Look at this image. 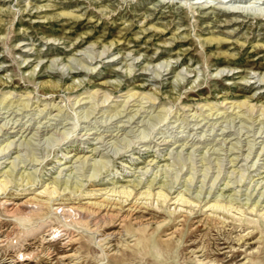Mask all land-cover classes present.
<instances>
[{
  "label": "rangeland",
  "instance_id": "374dc122",
  "mask_svg": "<svg viewBox=\"0 0 264 264\" xmlns=\"http://www.w3.org/2000/svg\"><path fill=\"white\" fill-rule=\"evenodd\" d=\"M95 1L0 0L8 9L0 13V92H9L0 103V145L10 142L7 154H0V174L13 162V175L35 170V185L55 178L88 188L91 180L111 187L139 179L141 186L155 179L153 187L162 180L174 191L171 195L198 193L200 205L214 197L248 202L244 207L258 197L264 204V114L261 117L257 108L264 106V0ZM100 1L108 7H97ZM43 4L49 5L34 7ZM60 10L81 16H57ZM222 14H232L233 20L223 21ZM149 25L159 29L140 31ZM176 33L186 36L171 40ZM122 34L124 40L103 45ZM210 34L225 41L219 47L203 44L200 38ZM218 52L234 56L228 60ZM34 65L38 72H30ZM73 74L83 77L80 87L70 86ZM50 78L59 85L40 84ZM95 95L99 100L108 96L91 109L90 103L98 100ZM243 99L254 104L250 117L242 113L244 106L232 105ZM25 100H30L27 107L19 104ZM204 102L217 105L209 110ZM160 103L167 108L161 117ZM66 151L75 155L64 158ZM84 153L90 157L87 162L74 159ZM96 159L102 164L94 168ZM139 186L137 192L145 189ZM10 191L15 193L12 186ZM58 198L54 196V205ZM49 214L50 207L45 210V216ZM245 214L264 229L262 217L248 209ZM17 222L20 229L27 225L25 218L6 216L0 207L1 238L17 230ZM54 226L63 228L57 222ZM238 228L197 225L178 247L164 251L160 246V255L126 254L121 261L105 256L86 233L80 242L68 244L62 231H38L26 240L17 235L0 244V264H62V254L79 243L83 264H264V241L253 244L251 237L239 242ZM162 229L158 236L166 233L167 227ZM117 239H111L110 252L117 249ZM199 257L203 263L196 260Z\"/></svg>",
  "mask_w": 264,
  "mask_h": 264
},
{
  "label": "bare ground",
  "instance_id": "6f19581e",
  "mask_svg": "<svg viewBox=\"0 0 264 264\" xmlns=\"http://www.w3.org/2000/svg\"><path fill=\"white\" fill-rule=\"evenodd\" d=\"M96 2L97 0L94 3ZM100 3L101 1L98 2L97 7L103 9L108 7L106 4H100ZM47 5L49 4L37 5L34 7L38 9ZM7 10L0 6V13L7 12ZM56 15L77 19L81 16V13L77 14L72 10H60ZM222 15H225L226 17L223 21L233 20V18L231 17L229 18V16H231L232 14H222ZM1 22L2 19H0V23ZM139 29L140 31H143L145 29L158 30L159 28H157L154 25H149L148 27H144V26L139 27ZM185 36H186L185 33L181 35H178V33L171 34V40L184 38ZM223 37L224 36L221 37L220 35L217 36L214 34H210L209 36L200 38V40L203 44L212 43L216 47L217 45L219 47L225 41V38ZM124 39L125 38L123 37L122 34L121 36L113 37L108 44L104 43L103 45L110 46L112 44L117 43L119 40H124ZM166 44H170V42H167ZM256 46H262V44H256ZM109 54H107L106 57H110V58L113 57V55L109 56ZM217 55H223L228 60H231V57L234 56L233 54H229L228 52H218ZM37 65H34L32 68H30V72H35V71L38 72L39 70H37ZM94 67H92V69ZM30 76H32V74ZM70 77H73V79L70 82V86L73 87L77 85L80 87L81 83L83 82V77L74 78L75 77L74 74ZM9 80L10 77L5 78L6 82H9ZM113 81H109V82H113ZM177 82L179 85L181 83L180 79H177ZM40 84L42 85L46 84L53 88L59 85V80H53L50 78V80L40 82ZM113 84L118 85L119 82ZM173 84H175V82H173ZM190 87H192V85H190ZM7 92H8L7 89H3L0 92V103L7 98L8 95ZM135 93L136 91L128 94V96H134ZM92 95L94 96V93L90 92L88 96L92 99L91 97ZM107 96H103L99 100L95 95L96 99L98 100L95 101L91 100L92 102L90 103V108L91 109L94 108V105L95 104L97 105L98 101L102 102ZM29 101L30 100H25L24 102H19V104H21L23 107L25 106L27 107ZM207 102H204V104L202 105H208L209 110L210 109L212 110L213 106L217 105V103L210 105V103ZM9 104L11 105L12 103L10 102ZM162 105H163L162 103L159 104V106H161V109L158 110V115L160 117L162 115L165 116V113L167 112V108L165 106L162 107ZM232 105L233 106L235 105V108L236 107L241 108L244 106L243 108L245 109L244 111H242V113H247V117L251 116L250 113H252L251 111L254 107V104L249 103L248 99L247 100L243 99L238 102H232ZM257 108L258 110L260 108L259 115H261L262 117V115L264 114V106L261 105L258 106ZM116 111L118 112V109ZM28 138L30 137H27V139ZM18 145L19 144H17V147ZM9 146H10L9 141L6 142L4 145H0V154L3 155L7 154V152L9 151L8 150ZM90 151H92V149ZM68 152L69 151H66L65 154ZM74 155L75 154L73 155L66 154V156L64 155L63 156L64 158H68ZM31 158L33 159V157H30V159ZM88 158H90L89 155L84 153L82 155L77 154L74 159L76 161L87 162ZM232 158L233 157L230 158V161L232 160ZM66 162H63V164H65ZM98 164H102V160L99 161V159H96L92 162L91 165L94 168H96L99 167ZM4 167L5 168L2 169L3 173L0 174V207H2L3 212L6 216L14 217L17 220L20 217L25 218L27 225H24V227L20 229L19 228L20 223L17 222L18 223V224L16 223L17 230L13 229L11 231L6 232L3 238L0 237V244H6L8 242H11L14 238H16L17 235L22 236V240H26L28 236L34 235L38 231H44L43 235H48L51 233L52 234L55 233V235H59V232L62 231L63 234H67L68 238L66 239L67 240L66 242H68L69 244L72 242H80L81 238L84 236L83 233H86L89 235L90 239L94 242V244H96L100 248V250L105 256L111 255L112 259L116 261H121L125 259L126 254L132 255L133 257L134 256L138 257L155 251L157 255H160V253L162 252L160 246L164 247L165 249L164 251L169 250L172 247H178L182 243L183 237L186 236V234L190 233L193 229H195L197 225H205L207 227H214L218 229L224 227L225 225L234 226V224H236V226H239L240 228V231L236 238L237 241L244 243L246 239H249L251 237H254V240H251V243L253 244L262 243L264 241V229H262L257 219H253L254 217L249 218V216L245 214V211L248 209L249 212H254L255 215L262 217V219L264 220V204L261 203V201L259 202V199H257L258 197L254 201L251 200L246 207H244V205H246L248 202L235 204L232 198L225 199V197L223 199L214 197L212 199L206 200L202 205H200V202L202 200L199 199V195H197L198 193L195 196L190 195L187 197L185 196L184 191L176 190L177 191L176 194L171 195L170 193H173L174 191L170 192L167 183L163 182L162 180L160 181L159 185L153 187L154 185L153 181L155 179L154 180L150 179L147 184L141 185L145 189L139 192H137L136 190L137 186L140 185L139 179L132 181L130 185L123 183L119 185L117 184L113 186L111 185V187L104 186V184L103 186H100L102 183H99L98 181L94 183L95 180H91V179H90L91 187L88 188L83 186L82 182L73 183L71 181L69 182L67 180H58L55 178H52L47 182L43 181L39 185H35L38 182L33 175V172L35 170L26 171L23 169L19 173L17 172L18 176H16L15 174L13 175V162H12V166H8V167L4 166ZM217 167L218 170L220 171L219 164ZM218 170L216 171L217 173L214 176V179L217 177L218 173H220ZM233 170L234 169H232V171ZM242 177L240 175V179L238 180L240 181ZM152 178H154V176ZM13 179L18 180L16 184H14V182L12 181ZM229 179L228 181H225V186H229ZM231 181H233L234 183V180ZM212 183L214 182H211V184ZM11 186L13 187V190H15V193H12L10 191ZM141 186H139V188H141ZM57 195L59 196L58 198L59 200L54 205L52 201L54 199V196ZM250 195L251 194H249V196ZM48 207L51 208L52 214L45 216V210ZM57 209H59L58 212L56 211ZM197 211H200L198 215H196ZM54 222L60 223L63 226V228L58 230V226H54ZM109 226H118V228L107 230ZM163 227H167L166 233H164L162 236L160 235L158 236V233L163 230L162 229ZM74 231H76V233H74ZM43 235L41 236L42 238ZM115 235L118 236V239L116 241L117 249L115 251L110 252L113 249V248L109 249L110 246L112 245L110 241ZM81 248L82 245L79 243L77 246L73 247V249L70 252H66L62 254L61 258L65 260L64 262H62V264H83V256L81 255ZM199 251L200 250L193 252H199ZM18 253L24 255V252H21L20 250H18ZM201 255H203V253H201ZM26 256L30 258L29 254H27ZM195 256H199V255H195ZM251 257H258V255L251 254ZM196 260L199 261V263H203L202 262L203 259L200 257L197 258ZM214 262H216V260ZM33 264H39V263L36 262Z\"/></svg>",
  "mask_w": 264,
  "mask_h": 264
}]
</instances>
